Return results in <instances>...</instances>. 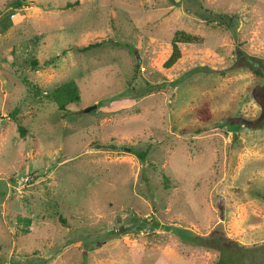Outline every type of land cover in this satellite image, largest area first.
<instances>
[{
    "label": "rangeland",
    "instance_id": "1",
    "mask_svg": "<svg viewBox=\"0 0 264 264\" xmlns=\"http://www.w3.org/2000/svg\"><path fill=\"white\" fill-rule=\"evenodd\" d=\"M177 29L201 40L165 69ZM237 49L264 60V0H0V264H217L197 234L264 264V87Z\"/></svg>",
    "mask_w": 264,
    "mask_h": 264
},
{
    "label": "trees",
    "instance_id": "2",
    "mask_svg": "<svg viewBox=\"0 0 264 264\" xmlns=\"http://www.w3.org/2000/svg\"><path fill=\"white\" fill-rule=\"evenodd\" d=\"M75 3H77V1L72 4H75ZM68 5L70 6L69 3ZM215 19H218L220 23H223V22L229 23L228 20L232 19V15L219 14L217 17H215ZM200 40L201 38L198 37L197 35H194L192 33H189V32H186L180 29L175 30L171 38L168 40V43L171 45V51L168 57L163 61L162 67L165 69H169L171 67H174L177 64L179 59L182 57V51L180 47L181 43H198L200 42ZM105 41H107V39L104 40V38H102L94 42H89V43H85L82 45H75L73 49L83 52L84 50H87L89 48L103 45ZM241 57L243 58L241 59ZM236 59H237L236 67H241V68H244L252 72L255 83L256 84L260 83V85L264 87V60L254 58L252 56H248L241 49H237ZM31 62H33L34 64H37V61L34 59H32ZM198 69L199 67H194L190 71L185 72L180 77H178L175 80V82L184 80L185 77L188 76L190 72H192L193 70L194 71L198 70ZM49 94H51L54 99H57L58 101H60L59 106H58V109L60 110H64L68 103L78 101L80 99L78 85L73 80H68V81H65L59 84L54 89H52L49 92ZM197 114L202 123L211 121L212 117L214 116L212 110L210 109L209 104L206 102L202 104ZM245 119L246 117L242 113H239V114L229 113L225 117V123L240 126V125L245 124ZM261 120H262L261 122H263L264 117ZM204 128H205L204 125H197L193 129V131L195 133H200ZM143 156L144 154L141 155V158H143ZM157 224L158 223L155 222L154 226H157ZM181 232H183L182 236H185L186 234L188 235L190 234V230L186 228H184ZM209 237L201 236L197 234L192 237L191 241L192 243H195L200 246L214 248V249L219 250V257H218L217 264H236L230 250H227L225 248L227 246L221 243H218L221 237L220 238H214V237L209 238ZM244 264H257V263L253 260H249V261H245Z\"/></svg>",
    "mask_w": 264,
    "mask_h": 264
},
{
    "label": "water",
    "instance_id": "3",
    "mask_svg": "<svg viewBox=\"0 0 264 264\" xmlns=\"http://www.w3.org/2000/svg\"><path fill=\"white\" fill-rule=\"evenodd\" d=\"M96 107V104H92V105H89L88 107H86L83 111L84 112H87L89 110H91L92 108Z\"/></svg>",
    "mask_w": 264,
    "mask_h": 264
}]
</instances>
